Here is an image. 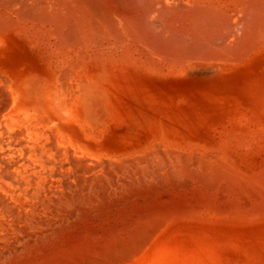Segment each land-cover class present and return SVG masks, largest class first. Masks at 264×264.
Returning <instances> with one entry per match:
<instances>
[{
  "label": "bare ground",
  "instance_id": "1",
  "mask_svg": "<svg viewBox=\"0 0 264 264\" xmlns=\"http://www.w3.org/2000/svg\"><path fill=\"white\" fill-rule=\"evenodd\" d=\"M250 253L264 0H0V264Z\"/></svg>",
  "mask_w": 264,
  "mask_h": 264
},
{
  "label": "rangeland",
  "instance_id": "2",
  "mask_svg": "<svg viewBox=\"0 0 264 264\" xmlns=\"http://www.w3.org/2000/svg\"><path fill=\"white\" fill-rule=\"evenodd\" d=\"M197 77H199V78L207 77V75L205 73H200L199 76H197ZM245 260L246 261H245L244 264H257L256 260H258V259L256 258V256L252 255V253H250V255H246V259Z\"/></svg>",
  "mask_w": 264,
  "mask_h": 264
}]
</instances>
